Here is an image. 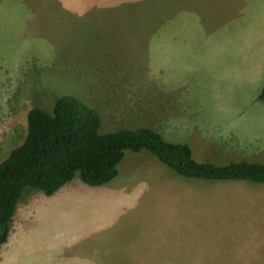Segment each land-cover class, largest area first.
Listing matches in <instances>:
<instances>
[{
    "label": "rangeland",
    "instance_id": "374dc122",
    "mask_svg": "<svg viewBox=\"0 0 264 264\" xmlns=\"http://www.w3.org/2000/svg\"><path fill=\"white\" fill-rule=\"evenodd\" d=\"M263 87L264 0H0V158L28 109L72 95L105 128L150 126L198 161L264 162ZM186 179L141 152L105 185L27 186L0 264H264V209L243 208L264 183L214 185L203 201L230 202L202 215L183 208Z\"/></svg>",
    "mask_w": 264,
    "mask_h": 264
},
{
    "label": "trees",
    "instance_id": "16d2710c",
    "mask_svg": "<svg viewBox=\"0 0 264 264\" xmlns=\"http://www.w3.org/2000/svg\"><path fill=\"white\" fill-rule=\"evenodd\" d=\"M258 99L264 102V87ZM20 141L0 158V246L27 186L51 196L75 176L88 186L105 185L141 152L182 177L264 183V162L198 161L188 144L168 141L150 126L105 128L99 112L72 95L57 97L50 110L28 109Z\"/></svg>",
    "mask_w": 264,
    "mask_h": 264
},
{
    "label": "crops",
    "instance_id": "0c3cea01",
    "mask_svg": "<svg viewBox=\"0 0 264 264\" xmlns=\"http://www.w3.org/2000/svg\"><path fill=\"white\" fill-rule=\"evenodd\" d=\"M163 169L161 167H157L156 166V169H154L153 171L158 173L159 175H161L163 173ZM180 181H181L180 182V184H181L180 187L175 188V190L179 191V194L182 193L184 200H186L187 197L191 198L192 196L195 198V203L194 204H183V208L186 211L193 210V212H195V213H199L200 212L202 215H206V214L212 213L213 211L217 210L220 207L221 208L224 207L225 204L230 202V198H228V195H230L229 193L228 194L226 193L227 195L225 196L224 201L220 202V203L219 202L213 203L212 200L209 197H206V200L203 201V198H204L203 196H209V194H211L212 192L216 191V189L212 188L214 185L218 184V186H223L225 183H230V180H227V181H216V182L210 181V180H205V181H209L208 183H205V186L200 185V182H204V181H197V180H190V179L184 180V181L189 182V184H187V182H184L183 180H180ZM193 181H197V183H199V184H194ZM231 181H233V180H231ZM203 191L205 192V195H204ZM244 196H245V200H246L247 197H254L253 194H248V193H246ZM263 196H264V194L262 195V197L257 198V199L254 197L253 201L249 200L248 203L244 202V204H243L244 212H246V208L250 207V209H252L254 211V213H253L254 217L253 218L256 219V218L259 217L261 219L262 218L261 216H263L262 215L263 211L260 212L259 205L262 204L260 206V208L264 209V201L260 202V203H258V202H259L260 199L261 200L263 199ZM122 197H127V196H122ZM201 200H202V203H201ZM210 209H212V211H210ZM232 209H234V208L230 207V210H232ZM258 213L260 215L257 216ZM262 221H264V219H261L260 221H253L256 224V228H259L260 226H262L261 225ZM126 228H128V226ZM97 231L101 232V230H97ZM54 240H55V244L54 245L60 244V241H59L58 237H57V239H54ZM107 243L108 242H106L105 244H103L102 242L100 243V246L101 245H104V246L106 245V250L104 251L105 253L111 251V250H109V248H107ZM122 244H123L124 248H123ZM131 244H133L132 241H131ZM111 245H112L111 249L115 250V254L116 255L117 254H121V252L125 251V249L128 250V248L126 247L124 242L120 243V242L115 241L114 243H111ZM135 245L136 246H134V247L133 246L130 247V251L137 248V244H135ZM80 252L84 253L83 250L80 251ZM72 259L81 261L82 264H85L88 258L85 257V256H82V255H77L75 257H72Z\"/></svg>",
    "mask_w": 264,
    "mask_h": 264
}]
</instances>
